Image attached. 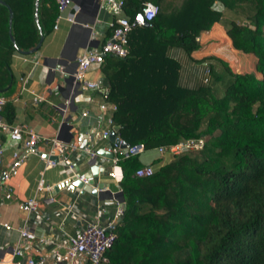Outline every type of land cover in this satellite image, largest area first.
<instances>
[{
	"label": "trees",
	"instance_id": "16d2710c",
	"mask_svg": "<svg viewBox=\"0 0 264 264\" xmlns=\"http://www.w3.org/2000/svg\"><path fill=\"white\" fill-rule=\"evenodd\" d=\"M33 1L0 3V91L13 84L11 52L33 47L56 14L54 0H38L36 23ZM142 1L123 0L124 14L135 18ZM214 1L248 22L222 20ZM155 2L148 23L129 31L127 53L105 54L100 65L105 98L116 106L111 121L128 144L201 136L203 146L146 176L133 175L137 155L118 161L123 211L108 260L96 264H264V0ZM215 21L232 47L255 56L260 76L235 72L213 54L190 57L196 37ZM178 52L207 67V82L181 80Z\"/></svg>",
	"mask_w": 264,
	"mask_h": 264
},
{
	"label": "built area",
	"instance_id": "2783aa9c",
	"mask_svg": "<svg viewBox=\"0 0 264 264\" xmlns=\"http://www.w3.org/2000/svg\"><path fill=\"white\" fill-rule=\"evenodd\" d=\"M101 4L110 14L107 22L110 31L105 37L94 45L84 47L73 59V68L67 71L71 76L69 93L60 103H54L52 106L60 114V124L68 125V131L74 128V124L78 118L91 116L92 120L86 127L85 143L80 146L81 140L65 137H45L37 134L31 129L16 122H10L0 116V148L2 146L3 136L11 141L15 146L11 151V159L7 165L0 168V188L5 185L6 180L12 172L22 163L28 154L38 153L44 159V168L54 166L60 163L68 171V176H75L82 182H90L92 187L96 188L97 193L107 190L111 198L115 202L112 211L105 206L97 203L94 213L82 219L81 225L74 233L66 232L59 225V232L54 233L47 227L42 233H36L33 229L34 225L41 221H48L49 215L40 210L41 198L37 194L38 191L49 189L50 185L46 183L43 177H40L36 192L25 197L21 201V209L26 217L32 216L33 223L26 221L15 227L16 238L14 239L10 252L0 257V264H96L106 262L108 257L106 250L112 245L114 240V231L112 227L122 215L124 201L121 199L119 186L120 170L117 169V163L120 159L132 155H138L146 149L141 143L127 144L120 146L122 139L115 132L113 140H109L108 134L112 128L111 114L115 110V104L105 98L107 85L103 80L102 73L95 78H88L86 73L91 66L100 69L105 54L116 56H124L127 53V37L129 31L137 24L135 18H129L123 12V0H101ZM56 14L53 27L56 21L64 18L70 22H75L74 15L71 11H65L72 5V0H55ZM214 7V6H213ZM215 8V7H214ZM157 12V4L155 0H143L141 5V16L149 21ZM198 40V36L196 37ZM60 72L64 69L58 67ZM22 81L26 79V75L21 77ZM78 88H85L99 91L102 98L97 101V112L91 113L87 107L78 108L73 113H68L75 91ZM4 95L0 92V109L4 102ZM34 102L41 100L39 96H33ZM71 132V131H69ZM75 133V129L72 130ZM116 139V142L114 141ZM39 145L46 147V155H60V158L52 159L44 156L39 152ZM203 146V138L188 137L179 139L168 144H159L153 146L156 151V160L141 162L133 170L135 176H146L151 174L159 165L169 160L173 155L182 151L197 150ZM110 152V156L97 153V149ZM94 158L97 167H102V171L106 172L113 178L116 189L110 190L102 182V186L98 187L97 183H93L97 176H84V172L77 167V161H86ZM107 164V167L105 166ZM89 172V169L87 170ZM66 177V178H67ZM81 192L79 189L76 190ZM67 214L73 216L76 213L74 200L67 203H61V207L56 213ZM60 224V223H59ZM7 227V224L4 223Z\"/></svg>",
	"mask_w": 264,
	"mask_h": 264
},
{
	"label": "crops",
	"instance_id": "0c3cea01",
	"mask_svg": "<svg viewBox=\"0 0 264 264\" xmlns=\"http://www.w3.org/2000/svg\"><path fill=\"white\" fill-rule=\"evenodd\" d=\"M55 1V0H54ZM101 0H72V5L65 11H71L75 22L64 18L56 21L55 16L48 29L42 35L39 47L33 52L22 53L13 51L10 54L8 68L12 77L11 89L0 92L4 95V102L0 109V116L7 121L16 122L31 129L37 134L45 137H67L70 135L77 138L80 131H84L90 124L91 116L77 119L71 132L69 127H60V114L52 106L60 103L69 93L70 80L66 81L62 75L71 71L73 59L84 47L100 42L107 34V22L110 14L101 4ZM221 22L215 21L208 30H203L198 35L199 47L190 53L194 59L201 58L207 54H215L222 57L218 48L219 43L229 44L228 36L222 30ZM216 40H220L217 42ZM176 58L181 66L191 67L196 61L189 59L186 55L178 52ZM223 58V57H222ZM62 66L64 71L60 72L54 66ZM101 74V70L91 66L86 76L95 78ZM26 75L22 81L21 77ZM191 72L181 80H192ZM33 96L41 97L34 102ZM102 98L99 91L78 88L73 96L68 113L87 107L91 113L97 112V101ZM11 109V111H10ZM72 110V111H71ZM7 112H12L11 120L7 119ZM75 129V133L72 130ZM2 146L0 148V168L7 165L11 159V151L15 146L11 141L1 136ZM39 152L43 153L46 147L39 145ZM139 162L156 160L157 154L153 147L146 148L137 155ZM77 167L87 171L89 166L84 161H77ZM107 167V164L105 165ZM108 169V167H107ZM118 167L115 169L117 170ZM68 171L60 163L44 168V159L38 153H31L18 165L6 180L5 185L0 188V257L10 252L11 245L16 238L15 227L23 222L33 223V217H26L21 209V201L37 190L36 186L43 177L50 185L49 189L38 191L41 198L40 210L49 215L48 221H41L33 225L36 233H42L47 227L54 233L59 232V225L69 233H74L81 225L82 219L94 213L97 203L112 211L115 202L109 191L103 190L97 195L88 192H78L75 189L61 187L54 191L53 185L65 179ZM103 182L112 191L116 189L114 180L106 172L99 173L93 183ZM74 200V216L71 213H56L61 203ZM7 224V227L4 225ZM60 223V224H59Z\"/></svg>",
	"mask_w": 264,
	"mask_h": 264
},
{
	"label": "rangeland",
	"instance_id": "374dc122",
	"mask_svg": "<svg viewBox=\"0 0 264 264\" xmlns=\"http://www.w3.org/2000/svg\"><path fill=\"white\" fill-rule=\"evenodd\" d=\"M213 6L215 7V9H218L221 12V15H222L221 19L222 20L226 21L229 19H233V20L240 22V23H247L248 22L244 12L235 11L232 9L225 8L219 1H214ZM220 24L222 25L221 26L222 30L225 32L223 24L222 23H220ZM228 39H229V37H228ZM216 41L219 42L220 40H216ZM219 47L222 49L219 51L222 53L220 55H222L223 58L220 56H218V57L225 60L233 71H235V72L254 71L256 76H260V73L255 70V67H254L255 56L252 53L243 52L241 50L235 49L234 47H232L230 39H229V44L219 43L218 48ZM207 55H210V54H207ZM213 55H215V54H213ZM202 57H204V56H202ZM198 59H200V58H198ZM185 68H186V70H185ZM182 71L184 72L183 76H185L187 73H190V72L192 74L191 75V79H192L191 81L185 80L188 84L194 83V80L201 81V82H207V76H208L209 70L207 69V67L203 66L201 61L195 62V65L193 66V70L191 67L182 66Z\"/></svg>",
	"mask_w": 264,
	"mask_h": 264
},
{
	"label": "water",
	"instance_id": "95a60500",
	"mask_svg": "<svg viewBox=\"0 0 264 264\" xmlns=\"http://www.w3.org/2000/svg\"><path fill=\"white\" fill-rule=\"evenodd\" d=\"M0 3H4V0H0ZM37 5H38V0H34L33 1V14H34V21L37 23ZM8 7V23L10 24V20H11V17H12V11L11 9ZM140 18V19H138ZM135 21L137 24H140V25H143V24H147L148 21L145 20L140 13H137L136 16H135ZM10 37V40L13 42V37L12 35L10 34L9 35ZM41 40H42V35H40L38 41L35 43V45L33 47H31L28 51H21L22 53H28V52H33L34 50H36L40 43H41ZM13 45H15V43L13 42ZM94 45V44H93ZM55 68H58L59 65L56 64L54 66ZM62 77L68 81V80H71V76H69L67 74V72H64ZM69 127L68 125H64L63 123L60 124V127ZM118 129V126L117 125H112V128L111 130L109 131V134H108V138L109 140H113L114 138V134L116 132V130ZM59 137V136H57ZM70 137L67 136L65 137V139H68ZM79 140H81V143H80V146H82L84 143H85V133L83 132H80L78 134V137H77ZM114 141L116 142V139H114ZM128 143H126L125 141H121L120 143V146H126ZM97 153L99 154H104L106 156H110V152L108 151H104L103 149L101 148H98L97 149ZM44 156H48L49 158H52V159H57V158H60L61 156L60 155H46V153H42ZM85 163L89 166V172H84V176H88V175H93V176H96L97 175V172L99 171H102V167H97V165L94 163V158H89L85 161ZM97 186L98 187H101L102 186V182H98L97 183ZM61 187H68L69 189H75V190H80L81 192H88V193H91L92 195H97V191H96V188L95 187H92L90 182H82L81 179L75 177V176H70V177H67L61 181H59L58 183L54 184L53 185V189L54 191H57L59 188ZM118 194H120L121 196V191H118ZM121 199H122V196H121Z\"/></svg>",
	"mask_w": 264,
	"mask_h": 264
},
{
	"label": "snow or ice",
	"instance_id": "6c2138e0",
	"mask_svg": "<svg viewBox=\"0 0 264 264\" xmlns=\"http://www.w3.org/2000/svg\"><path fill=\"white\" fill-rule=\"evenodd\" d=\"M138 19H140V18H138Z\"/></svg>",
	"mask_w": 264,
	"mask_h": 264
}]
</instances>
